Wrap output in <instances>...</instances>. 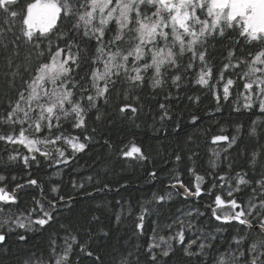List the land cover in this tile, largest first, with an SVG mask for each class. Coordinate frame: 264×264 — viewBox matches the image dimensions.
Returning a JSON list of instances; mask_svg holds the SVG:
<instances>
[{"label": "snow or ice", "instance_id": "snow-or-ice-1", "mask_svg": "<svg viewBox=\"0 0 264 264\" xmlns=\"http://www.w3.org/2000/svg\"><path fill=\"white\" fill-rule=\"evenodd\" d=\"M217 43L226 53L219 67L214 55ZM0 60L11 70L5 76L15 91V97L9 96L0 107V142L6 150L8 145L16 146L5 163L22 161L28 177L33 164H41L40 158L55 169L47 188L45 182L28 178L9 190L8 177L0 173V245L12 234L25 245L31 235L47 236L46 248L40 255L33 252L24 264H84V257L91 264H103L96 252L113 228L95 212L83 223L69 219L67 214L77 199L91 198L93 193L84 182L72 180V190L66 194L56 178L94 142L97 128L89 131L90 113L97 124L113 123L103 109L114 93L119 96L123 88L127 101L130 94L145 87L155 92L170 86L177 94L168 92L165 101L178 100L186 81L211 92L216 111H220L221 90L227 102L235 88L234 110L259 115L247 128L234 124L231 136L224 134L223 126L220 134L212 136L213 144L225 145L211 150L207 175L213 180L206 191L201 186L204 176L196 171L199 153L195 148L186 152L191 161L187 170L195 178L192 187L172 170L174 182L168 187L178 189L177 195L185 199L214 195L207 206L209 220L198 228L193 221L205 215L199 208L195 215L192 211L182 216L172 213L166 218L170 223L161 226L156 205L163 207L172 199L171 191L153 192L150 199L138 201L135 215L130 202L126 207L117 201L115 210L95 205L96 211L103 208L109 213L110 220L114 216L112 223L117 226L133 217L131 237L136 242L117 254L118 264H169L164 258L174 256L177 245L185 256L195 258L189 264H264V0H0ZM133 99L139 105V96ZM117 110L121 119L140 127L135 120L142 106L124 103ZM159 110L161 124L172 119L170 104L160 103ZM199 119L192 115L190 123L195 126ZM175 127L178 130L180 124ZM246 141L254 144L249 147ZM104 144L113 147L110 137ZM230 150L238 155L233 157ZM181 151L175 152L177 166L184 160ZM119 155L137 162L148 159L133 140L121 147ZM148 176L155 180L157 171L153 169ZM11 181L17 177L13 175ZM86 182L94 184L97 193L112 190L92 176ZM28 188L38 189L39 198L33 197L21 209L19 193ZM242 194L247 198H239ZM153 213L157 219L143 242L148 235L146 217ZM213 221L218 223L206 231L205 224ZM193 228L198 235H188ZM228 231L230 238L217 235ZM112 264H117L116 257Z\"/></svg>", "mask_w": 264, "mask_h": 264}, {"label": "trees", "instance_id": "trees-1", "mask_svg": "<svg viewBox=\"0 0 264 264\" xmlns=\"http://www.w3.org/2000/svg\"><path fill=\"white\" fill-rule=\"evenodd\" d=\"M216 49L217 51L214 53L216 56L215 63L219 67L222 66L220 65L221 56L226 55V53L222 52L219 43L216 44ZM252 50L254 51L255 49ZM240 54L238 52V55ZM10 71L5 62L0 60V107H3L7 103L9 96L15 97V91L9 88L8 78L5 76V73ZM81 75H83V71H81ZM19 82V77H17V85H19ZM232 91L233 95L225 102L222 99L221 90L220 111H216L217 102L211 92L188 81L179 90L180 98L178 100L171 99L165 101V95L168 92H171L174 97L177 94V90L170 86H166L162 91L157 90L155 92L151 88L145 87L143 90H137L130 94L127 101L123 98V88H121L120 95L117 96L114 93L109 106L103 109L109 113V118L113 120V123L109 124L105 121L102 124H97L94 113H90L89 131L93 127L97 128L95 140L85 152L77 154L75 159L70 161L61 176L56 178V182H62L61 188L66 194L72 190V180L84 182L85 189L93 193L91 198H78L72 211L67 215L74 223H83L89 218L90 213L95 212L96 215L101 217L103 224L113 228L110 238L100 242L99 249L96 252V255L101 256L103 264H112L114 257L117 258L118 264L117 254L124 249H128L129 245L136 242V238L131 237V220L133 217H129L128 224L122 226L114 225L112 223L114 216L110 220L109 213L104 211L103 208L99 211L95 210L97 203L115 210L117 201L125 203L126 207L127 202H130L135 215L139 212L138 201L150 199L153 192L164 194L166 191H171L172 199L168 200L163 207L156 205L157 210L160 212L159 220L161 221V226L163 223H170V220L166 218L172 213L182 216L184 212L192 211L193 215H195L196 208L205 212L204 216L193 221L196 227L209 220L207 206L214 200V195L211 198L207 194H203L199 198L185 199L184 196L177 195L176 189L168 186L174 182L171 179L174 168L181 174L180 180L185 185L189 187L194 185L195 178L187 170L191 165V161L187 159L186 152L188 148H195L199 153L196 171L198 174L204 176V182L201 186L206 191L213 180L212 176L207 175V172L211 171L208 165L209 158L212 156L211 150L220 149L225 145V142L213 144L212 136L220 134L221 126L225 129L224 134L231 136L234 134V124L241 123L247 128L251 121L257 118L259 113H249L242 108L239 112L234 110L236 89L234 88ZM134 96H139V105L133 99ZM188 97H192L193 99L190 100ZM196 97H199L198 101L195 100ZM165 102L171 105L172 119L165 120L161 124L158 119L160 112L159 104ZM124 103L137 107L142 106V110L138 112L135 120V124H139V128H136L131 120L119 117L117 105ZM128 115H131L130 111ZM192 115L200 118L195 126L190 123ZM154 117H156L155 120ZM177 123L180 124L178 130L175 127ZM201 129L205 130V134H201ZM2 130L5 132L10 131V129ZM189 135L193 137L192 141L187 140ZM109 137L113 144L111 149L104 144V140ZM129 140H133L137 146L142 147L145 155L148 157L147 160L137 162L131 158L119 155L121 147L127 145ZM262 141H264V137H262ZM245 143L251 147L254 141H246ZM14 147L16 146L8 145L6 150L3 143L0 142V173L8 177V180L5 182L8 189L10 190L14 187L15 183H24L28 178H36L38 181L45 182V188H47L48 179L55 169L48 167L42 158H40L41 164L39 167L33 164L30 169L32 175L28 177L27 172L29 170L25 169L22 161L12 163L10 166L5 163L9 152ZM178 149L182 150L181 155L184 156V160L179 166L174 163L175 152ZM19 150L21 152L26 151L22 147ZM230 152L233 157L238 155L236 150H230ZM70 153L71 150H69ZM241 164H243V161H241ZM153 169L157 171V178L155 180L150 179L148 176V173ZM224 171L225 168L221 165L219 172L223 173ZM13 175L17 177V181L15 182L11 181ZM88 176H92L94 181L98 179L101 183H108L112 190L95 192L94 184L86 182ZM121 185H125V187L121 188ZM80 191L83 192L84 189ZM221 194L226 195L224 193ZM33 197L39 198V190L36 188H28L19 193V207L21 209L27 208ZM239 198L246 199L247 196L246 194H242ZM156 219L155 213L146 217L145 223L148 235L144 237L143 242H146L151 235L152 221ZM216 223L218 222L206 223L205 229L211 231ZM231 235V231H228L219 233L218 237L230 238ZM57 240L59 242V238ZM46 246V235H40L39 233L31 235L28 244L25 245L23 242H18L15 234H12L6 239L4 245H0V264H24V261L28 260L33 252L40 255V250L46 248ZM176 247L177 252L174 256L164 258L169 261V264H189L190 260H195L194 257L189 258L179 251L178 245ZM73 259H78V257H73ZM132 259H135V257H132ZM141 259L143 258L141 257ZM83 261L84 264H91V261L86 257L83 258Z\"/></svg>", "mask_w": 264, "mask_h": 264}, {"label": "rangeland", "instance_id": "rangeland-1", "mask_svg": "<svg viewBox=\"0 0 264 264\" xmlns=\"http://www.w3.org/2000/svg\"><path fill=\"white\" fill-rule=\"evenodd\" d=\"M243 102V101H242ZM199 226H197L196 228H198ZM196 228H193V230L191 232H189V235H198L199 233L196 232ZM206 230V229H205ZM208 231V230H206ZM219 235V233L217 234Z\"/></svg>", "mask_w": 264, "mask_h": 264}, {"label": "water", "instance_id": "water-1", "mask_svg": "<svg viewBox=\"0 0 264 264\" xmlns=\"http://www.w3.org/2000/svg\"><path fill=\"white\" fill-rule=\"evenodd\" d=\"M178 191V189H176ZM189 199H194V198H189Z\"/></svg>", "mask_w": 264, "mask_h": 264}]
</instances>
